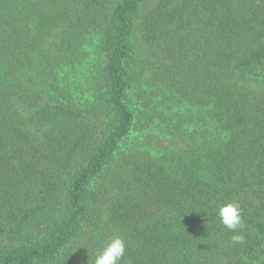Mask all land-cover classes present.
Wrapping results in <instances>:
<instances>
[{
  "label": "trees",
  "instance_id": "16d2710c",
  "mask_svg": "<svg viewBox=\"0 0 264 264\" xmlns=\"http://www.w3.org/2000/svg\"><path fill=\"white\" fill-rule=\"evenodd\" d=\"M144 2L0 0V264H264V0Z\"/></svg>",
  "mask_w": 264,
  "mask_h": 264
},
{
  "label": "clouds",
  "instance_id": "9594fccd",
  "mask_svg": "<svg viewBox=\"0 0 264 264\" xmlns=\"http://www.w3.org/2000/svg\"><path fill=\"white\" fill-rule=\"evenodd\" d=\"M220 223L229 231L236 232L243 226L241 208L238 203L227 202L217 207L216 213ZM236 242L242 241V237L234 235ZM126 244L121 236L110 237L103 248L96 251L94 264H121L125 255Z\"/></svg>",
  "mask_w": 264,
  "mask_h": 264
},
{
  "label": "rangeland",
  "instance_id": "374dc122",
  "mask_svg": "<svg viewBox=\"0 0 264 264\" xmlns=\"http://www.w3.org/2000/svg\"><path fill=\"white\" fill-rule=\"evenodd\" d=\"M154 0H145L144 5L139 13L143 12L145 9L149 8L153 4ZM152 142L162 149H171L177 147V142L170 141L169 139L162 137H151Z\"/></svg>",
  "mask_w": 264,
  "mask_h": 264
}]
</instances>
